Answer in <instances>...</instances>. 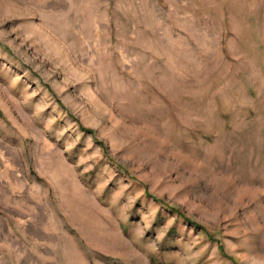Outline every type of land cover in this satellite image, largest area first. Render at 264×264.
<instances>
[{"label":"rangeland","instance_id":"374dc122","mask_svg":"<svg viewBox=\"0 0 264 264\" xmlns=\"http://www.w3.org/2000/svg\"><path fill=\"white\" fill-rule=\"evenodd\" d=\"M0 264H264V0H0Z\"/></svg>","mask_w":264,"mask_h":264}]
</instances>
